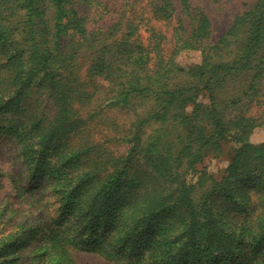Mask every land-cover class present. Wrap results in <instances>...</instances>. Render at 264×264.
I'll return each mask as SVG.
<instances>
[{"label":"trees","instance_id":"16d2710c","mask_svg":"<svg viewBox=\"0 0 264 264\" xmlns=\"http://www.w3.org/2000/svg\"><path fill=\"white\" fill-rule=\"evenodd\" d=\"M179 1L178 11L172 0H151L155 18L176 20L166 53L164 36L153 28L146 43L141 39L135 17L123 20V15L105 26L106 6L96 0H0V116L8 117H0V136L5 146L13 142L23 165L12 181L11 211L17 216L0 223V264H24V249L34 243L35 260L50 259L47 264H76L72 250L93 251L117 264L248 259L237 249L230 252L232 239L224 233L203 243L200 224L211 218L207 213H186L187 229L160 243L146 240L155 231L122 227L117 217L111 223L113 183L107 180L117 181L119 174L99 171L101 161H92L96 145L88 123L101 107H114L135 118L129 151L114 160L118 169L134 155L148 159L166 178L168 192L191 211L197 190L199 207L213 195H229L231 181L254 183L264 196V145L250 141L261 117L247 115L263 96L264 0L237 14L215 43L204 9ZM82 2L89 9L78 10ZM181 50L200 51V63L179 65ZM96 100L101 107L86 113ZM148 128L153 130L143 137ZM225 145H233L234 152L219 181L198 171L205 158L221 156ZM60 153H69L62 155L67 160H60ZM4 185L0 179V188ZM30 210L36 219L28 222L21 213ZM234 222L241 239L264 234V215ZM255 257L256 264H264V245Z\"/></svg>","mask_w":264,"mask_h":264},{"label":"rangeland","instance_id":"374dc122","mask_svg":"<svg viewBox=\"0 0 264 264\" xmlns=\"http://www.w3.org/2000/svg\"><path fill=\"white\" fill-rule=\"evenodd\" d=\"M96 1L106 6V9L102 12L104 15V22L106 23L104 24L105 26L114 24L122 18L123 15V20L135 17L134 21L135 23H139L141 39L145 41V43L151 34L149 29L153 28L156 32L164 36L163 46L166 53L171 51L173 46L172 34L173 28L176 26V20L164 22L155 18L152 12L153 4L151 0ZM172 1L174 7L179 11L180 1ZM255 1L256 0H191L192 4L201 6L209 16L212 31L210 42L212 43H215L230 28L237 14L253 6ZM86 9H89V4L82 2L78 5V10L83 11ZM95 9L96 7L93 6L90 8V12H93ZM201 58L200 51L181 50L176 56V62L183 67H187L200 63ZM260 93H263L261 103L258 106L251 107L247 115L261 117L258 121L259 126L254 129L250 136V141L254 144L264 145V86ZM45 97L51 111H55L56 107L52 99L47 96ZM200 99L203 102L207 101L203 96ZM101 103L102 100L93 101L90 104L91 107L89 106L87 108L86 113H89L90 109L98 108ZM133 115L132 112H126L118 108L101 107L97 116H95L87 126L89 136L96 145L92 151V154L94 153L92 158L93 163L101 161L102 164L100 165H102V168H100L99 171H108V175L109 173L111 175L118 173V177L120 178L117 181L114 178L107 180L108 183H113L110 187V193L114 198L109 203L108 211L109 216H112L111 223H114L118 218L122 227L131 228L136 225L138 231H155V234H149L146 240L160 243L165 237L169 236L173 239V233H179L181 230L187 229L185 225L186 216H184L186 213H207L211 218L200 224L203 243L212 242L210 240L211 238L217 239L224 233L232 239V242L228 246L230 252H234L237 249L238 252L242 251L243 254L247 255V260H239L236 264H256L258 261L255 255L264 245V234L255 236L253 233L251 239L243 238L247 241L245 242L241 239L242 237L238 232V226L234 222V219L243 221V219H247L250 215H264V196L261 195V191L255 188L256 186H253L254 183L231 181L230 183L232 186L229 184L231 187V193L229 195H213L208 199V202L204 201L203 206L200 204L198 207L197 202L202 198L199 194V190H197L195 194H193V207H189L192 208L191 211L180 203V200L176 198V194L168 192L165 185L166 178L155 173L148 159L139 155H134L133 159L130 160L125 167L118 169L114 160L121 156H125L129 151V137L133 133L132 125L135 120ZM0 117L8 118L6 115ZM152 130L153 128L146 129L143 137ZM69 141L71 143L75 142L77 145L80 144L76 139L73 140L71 137H69ZM5 142L6 138L3 135L0 136V179L5 183L4 187L0 188V223L1 221L17 216L11 211L14 206L13 196L15 193L12 188V181L23 171V165L17 158V151H13V142L11 141V143L9 141L10 144L8 143L7 146L4 145ZM80 147L81 146H78V148ZM75 151L76 150H74V152ZM233 152V145H225L221 156L217 158H205L204 161L198 165V171L211 173L215 176L216 180L219 181V177L225 174V170ZM66 154L69 153L58 154L60 155L59 159L67 160V158L63 159L62 156ZM90 159H87V161H90ZM65 164H67V162H65ZM94 165H98V163ZM47 178L44 176L43 179L37 182L43 183L44 179ZM50 182L54 183V181ZM4 195H6V197L9 196L8 198H4ZM148 197L155 198V201H153L154 204L146 202ZM159 201L162 202L160 206L156 204ZM153 205L154 208H152ZM33 214L36 213H31V210L27 213H21V215H24L23 219L28 220V222L36 219L32 217ZM139 219L142 220L141 224L137 222ZM135 220L136 222H134ZM251 232H258V229H253ZM260 232H264V229ZM36 247H39V245L34 243L31 247L24 249L27 252L23 254L21 262L24 264H47L51 261L49 259L45 263H40L38 260H35L36 253L34 251ZM71 255L76 264H117L93 251L72 250ZM5 257L9 258L10 256L5 255Z\"/></svg>","mask_w":264,"mask_h":264}]
</instances>
